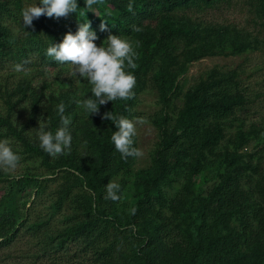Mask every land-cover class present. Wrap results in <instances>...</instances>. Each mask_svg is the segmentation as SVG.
<instances>
[{
	"label": "rangeland",
	"instance_id": "obj_1",
	"mask_svg": "<svg viewBox=\"0 0 264 264\" xmlns=\"http://www.w3.org/2000/svg\"><path fill=\"white\" fill-rule=\"evenodd\" d=\"M34 2L23 0V5ZM104 2L118 14L129 0ZM21 20L8 24L20 37L29 32ZM173 24L181 33L172 37L173 49L166 55L156 50L162 25L146 21L132 34L121 35L134 44L139 41L136 67L128 69L139 72L129 119L137 130L133 146L143 155L116 161L108 183L120 185L117 201L107 198L104 188L103 198L96 202L97 193L86 184L99 159L83 138L96 135L102 140L112 135L107 126L94 125L91 116L76 104L88 94L90 85L78 82L67 65L30 67L22 72H16L13 64L0 65V115L10 120L23 139L0 128V141L8 142L20 157L14 170L0 167V200L11 184L22 185L29 179L30 185L22 193L29 194L28 205L22 208L25 221H46L53 215L49 229L62 231L85 220L90 211L100 210L110 218L116 215L117 223L131 235V241L123 242L131 253L129 259L111 264H139L143 254L151 251L142 246L144 238L139 235L151 227L167 226L178 233L189 224L195 233L199 225L208 226L209 236L196 235L202 244L211 236L228 238L224 247L230 255L226 262L216 264H241L244 255L258 264L264 253V235L256 233L258 228L264 229V0H229L202 12L181 10L174 14ZM109 34H102L96 43L100 45ZM216 83L232 88L228 103L233 104V113L224 120L199 123L198 141L180 147L183 131L179 118L189 95L200 85ZM33 92L40 95L37 113ZM60 103L78 117L77 137L82 141L52 157L40 147L38 129L44 121L51 130L48 110L57 112ZM215 127L220 131L217 137L210 135ZM43 154L50 159V167ZM231 188L239 195L237 209L226 213L220 202L230 198ZM35 194L43 195L36 199ZM56 205L61 209L54 214ZM0 264L89 261L75 249L55 254L43 239L23 229L13 243L0 247ZM156 264L168 263L160 258Z\"/></svg>",
	"mask_w": 264,
	"mask_h": 264
},
{
	"label": "trees",
	"instance_id": "obj_2",
	"mask_svg": "<svg viewBox=\"0 0 264 264\" xmlns=\"http://www.w3.org/2000/svg\"><path fill=\"white\" fill-rule=\"evenodd\" d=\"M228 1L129 0L127 5L122 6L118 14H115L104 0H100V3L94 6L96 12H88L86 15H79L81 12H87L84 8L78 9V14L71 13L69 16L59 19L42 15L34 19L32 26H29V32L20 37L12 32L8 24L11 21L22 19L20 13L24 7L23 0H0V65L22 64L23 68L63 66L46 57V49L52 43H60L68 32L75 33L79 23L86 19L91 22L92 29L97 32L99 37L107 32L116 35L132 34L140 23L146 21L152 25H162L161 39L156 50H161L166 55L173 49L172 37L181 33V29L173 26V16L176 12L181 10L202 12ZM79 7H86L84 0H79ZM102 23L107 24V30L101 31ZM151 64L152 61L147 63L148 69ZM131 72L138 80L139 72L137 70ZM231 89L230 86L216 83L212 86L200 85L192 91L189 95V102L179 118V127L183 131V141L180 142V147L193 145L198 141L200 134L197 125L199 123L208 122L211 119L224 120L233 113V104L228 103L232 94ZM132 91L133 95L127 100L110 101L107 105H102L99 113L91 115L92 123L97 126L105 125L113 133L116 130L115 124L111 120L104 119V113L112 111L117 119L120 116L130 118L135 100L134 89ZM22 92H26V90H22ZM39 97L38 92L32 93L31 99L34 101L35 113L39 110ZM215 101H220V103L216 105ZM48 113L51 118L50 128L52 132H55L57 128L62 126L61 117L58 112L50 109ZM64 115L72 121L70 125L72 143H81V138L77 137L80 135L81 127L78 117L70 113L68 109H65ZM0 128L6 129L8 135L23 140L14 130L10 120L1 115ZM219 133L218 127L210 130V135L213 137H217ZM83 142L88 145L92 154L98 155L99 164L86 183L92 191L97 193L95 199L98 202L104 196L103 189L106 188L109 178L114 173L116 161L123 157L111 143V136L100 140L96 135H88L83 138ZM42 157L46 165L50 167V159L44 154ZM28 181L29 179L22 185L16 182L11 184L8 194H5L0 200V247L13 243L21 231L25 229L34 237L43 239L45 245L51 248L55 254L67 253L71 249H75V253L88 258L89 264H111L113 260L118 263L119 260L129 259L131 250L124 249L123 242L125 240L131 241V235L117 223L116 215L110 218L100 210L90 211L85 220L62 231L49 229L53 215L46 221H32L33 223L30 220L25 221L26 215L22 210L28 205L29 198L27 197L29 194L22 193H25L26 187L30 185ZM231 189L230 198H225L220 202V209L226 213L234 212L237 209L239 195L233 188ZM37 191L39 193V190ZM35 195L36 199H40L43 194ZM60 209V205L54 206V214ZM197 230L195 233L191 224L179 229L178 233L167 226L151 227L148 233L139 235L144 238L142 246L151 247L150 253L143 254L139 264H156V260L160 258L168 264L226 262L224 259L230 255V251L224 247V244L228 242V238H213L211 236L206 243L202 244L196 235L200 234L206 237L211 232L205 224L199 225ZM256 233L258 236L264 235V229L258 228ZM223 240L224 242H222ZM245 241L248 243L249 239L246 238ZM248 245L252 247L250 242ZM260 257L258 264H264V253ZM240 260L241 264H254L255 261L253 257L250 258L245 255L241 256Z\"/></svg>",
	"mask_w": 264,
	"mask_h": 264
},
{
	"label": "clouds",
	"instance_id": "obj_3",
	"mask_svg": "<svg viewBox=\"0 0 264 264\" xmlns=\"http://www.w3.org/2000/svg\"><path fill=\"white\" fill-rule=\"evenodd\" d=\"M86 7H79V0H35L21 9V22L23 27L32 26L34 19L42 15L47 17H67L71 13H77L78 9L84 8L88 12H96L95 7L100 0H84ZM81 21V20H80ZM107 30V24H101V31ZM138 31V29H137ZM97 32L92 29L91 22L87 19L79 23L75 33L68 32L60 43H52L46 49L45 55L60 65H67L73 71L72 75L78 82H87L90 85L88 94L81 100H77L78 108L88 115L97 114L102 105L110 101L127 100L133 95L136 84L134 74L128 69L136 67L135 60L138 58L135 44L127 37L109 34L98 45ZM16 72L24 71L22 64L15 66ZM57 112L61 117L62 126L55 132L48 130L47 123L41 121L38 129L40 147L50 156L56 157L70 150L72 134L70 131L71 119L64 115L65 105H57ZM104 119L111 120L116 127L111 135V143L121 153L123 158L129 156L140 157L143 152L134 147L136 125L133 120L120 116L118 119L112 111L104 113ZM20 157L11 145L6 141H0V167L14 170ZM107 198L117 201L120 199V185L110 180L106 185ZM134 213L135 210L133 209Z\"/></svg>",
	"mask_w": 264,
	"mask_h": 264
}]
</instances>
